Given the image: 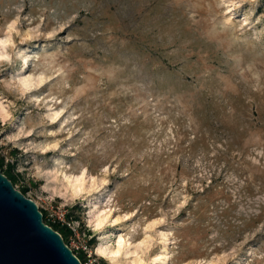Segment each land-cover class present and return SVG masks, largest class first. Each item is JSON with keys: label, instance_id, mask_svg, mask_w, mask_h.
I'll return each mask as SVG.
<instances>
[{"label": "rangeland", "instance_id": "1", "mask_svg": "<svg viewBox=\"0 0 264 264\" xmlns=\"http://www.w3.org/2000/svg\"><path fill=\"white\" fill-rule=\"evenodd\" d=\"M0 159L88 264H264V0H0Z\"/></svg>", "mask_w": 264, "mask_h": 264}, {"label": "water", "instance_id": "2", "mask_svg": "<svg viewBox=\"0 0 264 264\" xmlns=\"http://www.w3.org/2000/svg\"><path fill=\"white\" fill-rule=\"evenodd\" d=\"M0 264H81L36 203L0 170Z\"/></svg>", "mask_w": 264, "mask_h": 264}, {"label": "bare ground", "instance_id": "3", "mask_svg": "<svg viewBox=\"0 0 264 264\" xmlns=\"http://www.w3.org/2000/svg\"><path fill=\"white\" fill-rule=\"evenodd\" d=\"M83 182H78V178L75 177L74 180H72V182H70V185L73 187H77L80 186ZM103 218L101 219H97L98 222H101ZM96 221V223H97ZM121 248V243H120V239L116 238L115 239V243L112 247L110 248H105L102 247L101 245H97L94 249V252L102 257H105L106 259H108L111 264H120L119 261L116 258V255L118 253V251ZM153 261V260H152ZM153 262H151L150 264H152Z\"/></svg>", "mask_w": 264, "mask_h": 264}, {"label": "trees", "instance_id": "4", "mask_svg": "<svg viewBox=\"0 0 264 264\" xmlns=\"http://www.w3.org/2000/svg\"><path fill=\"white\" fill-rule=\"evenodd\" d=\"M0 164H1V159H0ZM5 174H6V176H7L8 178H10L11 180L14 179V176L12 175L10 169H7V170L5 171ZM24 190H25L24 188H23V189H20V191H21L22 193H24ZM42 214H43V213H42ZM43 221H44L46 224L50 225L53 229L57 230V231L61 234V236H62L63 239H64L65 236H67L68 233L70 232V231H69V228L66 227L65 225L63 226V225H59V224H55V223H51V222H49V221H50L49 219H45V218H44V214H43ZM77 257H78L80 260H82V258H84V255H83V253H80L79 255L77 254Z\"/></svg>", "mask_w": 264, "mask_h": 264}, {"label": "built area", "instance_id": "5", "mask_svg": "<svg viewBox=\"0 0 264 264\" xmlns=\"http://www.w3.org/2000/svg\"><path fill=\"white\" fill-rule=\"evenodd\" d=\"M59 221L61 222V224H63V222H65L66 223V221H65V219L63 218V217H59ZM82 250H84V251H87V247H86V245L85 244H83V245H81V247H80ZM71 250H72V248H71ZM73 251V250H72ZM73 253L75 254V252L73 251ZM76 255V254H75ZM77 256V255H76ZM90 256V255H89ZM80 260V259H79ZM90 260V259H89ZM88 260V261H89ZM80 262H81V264H88L87 263V261H81L80 260ZM90 263H91V260L89 261Z\"/></svg>", "mask_w": 264, "mask_h": 264}]
</instances>
